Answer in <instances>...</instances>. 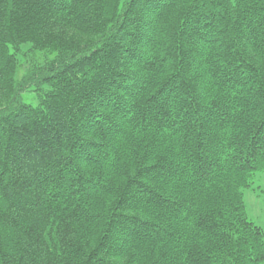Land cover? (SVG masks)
I'll use <instances>...</instances> for the list:
<instances>
[{
  "label": "trees",
  "instance_id": "16d2710c",
  "mask_svg": "<svg viewBox=\"0 0 264 264\" xmlns=\"http://www.w3.org/2000/svg\"><path fill=\"white\" fill-rule=\"evenodd\" d=\"M259 174L264 0H0V264H262Z\"/></svg>",
  "mask_w": 264,
  "mask_h": 264
},
{
  "label": "rangeland",
  "instance_id": "374dc122",
  "mask_svg": "<svg viewBox=\"0 0 264 264\" xmlns=\"http://www.w3.org/2000/svg\"><path fill=\"white\" fill-rule=\"evenodd\" d=\"M23 100L25 102H34L33 94L30 92H24ZM257 188H245L243 190V199L245 203L246 214L249 219L259 224L264 229V196L259 188L264 187V175L259 174L256 177ZM264 264V261L262 262Z\"/></svg>",
  "mask_w": 264,
  "mask_h": 264
}]
</instances>
